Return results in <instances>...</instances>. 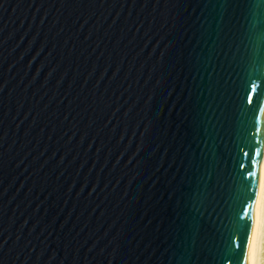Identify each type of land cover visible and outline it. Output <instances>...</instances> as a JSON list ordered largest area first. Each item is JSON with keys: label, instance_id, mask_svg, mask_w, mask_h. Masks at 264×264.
<instances>
[{"label": "water", "instance_id": "95a60500", "mask_svg": "<svg viewBox=\"0 0 264 264\" xmlns=\"http://www.w3.org/2000/svg\"><path fill=\"white\" fill-rule=\"evenodd\" d=\"M263 167L264 0H0V264H252Z\"/></svg>", "mask_w": 264, "mask_h": 264}, {"label": "bare ground", "instance_id": "6f19581e", "mask_svg": "<svg viewBox=\"0 0 264 264\" xmlns=\"http://www.w3.org/2000/svg\"><path fill=\"white\" fill-rule=\"evenodd\" d=\"M264 251V167L257 201V223L254 235V258L252 264H262Z\"/></svg>", "mask_w": 264, "mask_h": 264}, {"label": "snow or ice", "instance_id": "6c2138e0", "mask_svg": "<svg viewBox=\"0 0 264 264\" xmlns=\"http://www.w3.org/2000/svg\"><path fill=\"white\" fill-rule=\"evenodd\" d=\"M253 198H254V193H253ZM249 227H250V225H249ZM244 243H245V244L247 243V237H246V236H245Z\"/></svg>", "mask_w": 264, "mask_h": 264}, {"label": "rangeland", "instance_id": "374dc122", "mask_svg": "<svg viewBox=\"0 0 264 264\" xmlns=\"http://www.w3.org/2000/svg\"><path fill=\"white\" fill-rule=\"evenodd\" d=\"M263 256H264V251H263ZM262 264H264V258H263V260H262Z\"/></svg>", "mask_w": 264, "mask_h": 264}]
</instances>
